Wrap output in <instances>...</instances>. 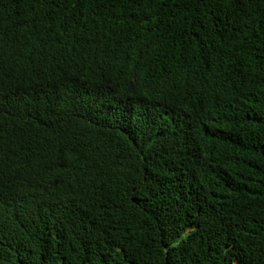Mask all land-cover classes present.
<instances>
[{"label":"trees","instance_id":"16d2710c","mask_svg":"<svg viewBox=\"0 0 264 264\" xmlns=\"http://www.w3.org/2000/svg\"><path fill=\"white\" fill-rule=\"evenodd\" d=\"M0 264H264V0H0Z\"/></svg>","mask_w":264,"mask_h":264}]
</instances>
